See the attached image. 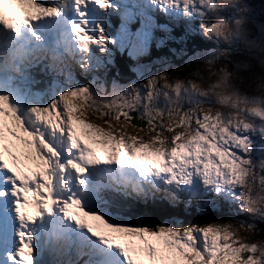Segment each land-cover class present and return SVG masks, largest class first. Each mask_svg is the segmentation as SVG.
Here are the masks:
<instances>
[{"label":"snow or ice","instance_id":"1","mask_svg":"<svg viewBox=\"0 0 264 264\" xmlns=\"http://www.w3.org/2000/svg\"><path fill=\"white\" fill-rule=\"evenodd\" d=\"M146 9L184 17L180 0H0V264H264L232 230L264 233V122L193 114L210 102L166 89L167 68L108 80L111 18ZM200 11L189 18L214 26ZM223 48L189 65L222 71ZM173 105L184 116L169 126ZM245 161L256 215L237 186ZM158 202L212 222H156L145 209Z\"/></svg>","mask_w":264,"mask_h":264},{"label":"clouds","instance_id":"2","mask_svg":"<svg viewBox=\"0 0 264 264\" xmlns=\"http://www.w3.org/2000/svg\"><path fill=\"white\" fill-rule=\"evenodd\" d=\"M180 3L185 19L189 18V9L195 6L201 10L200 19L205 18V13L210 15L214 26H201L200 30L204 39L224 46L220 51L223 59L218 66L222 71L205 62L191 68H177L176 73H187L183 79L173 75L167 79L162 77L160 82L169 91L184 90L210 102L197 104L193 114H210L221 121L230 120L234 128L248 130L252 129V119L264 122V21L249 14L245 0H180ZM226 61H233L236 69H231ZM191 72L203 73V78L189 75ZM183 116L180 107L173 105L166 119L169 126H174ZM244 150L247 153V146ZM252 179V166L245 161L237 186L241 189L243 211L256 215L260 205L252 200ZM232 230L241 243L254 244L259 255L264 257V233L245 231L238 226Z\"/></svg>","mask_w":264,"mask_h":264},{"label":"trees","instance_id":"3","mask_svg":"<svg viewBox=\"0 0 264 264\" xmlns=\"http://www.w3.org/2000/svg\"><path fill=\"white\" fill-rule=\"evenodd\" d=\"M158 22L163 23L166 21L159 19ZM166 23L170 26V28L167 29L168 38L164 45L160 47L159 54L164 55V58L167 59L166 68H168L169 72H173V68L192 67L193 65H189L191 62L187 61L198 51L203 50L204 52H208L219 47V44L216 41H207L199 36L189 38L188 32L192 31L193 27L186 30L185 28H181L179 26H173L168 22ZM156 34L160 37L163 35L161 32H157ZM130 64H132V61L128 56L127 58L120 57L117 60L114 59L107 73L108 80L111 81L114 79L116 82L125 84L131 81L133 75L128 68ZM180 74L181 76L187 75V73L183 72ZM175 208L176 209L168 211L170 209L169 207L166 210L163 209L161 203H157L155 206L148 205L145 211L149 212L153 216V219L159 223H163L165 219L173 216L179 217L184 221V224L181 226L198 222H203L205 224L213 219L206 217V219L201 220L194 215V211L190 210L189 212L191 214H186L182 205H178Z\"/></svg>","mask_w":264,"mask_h":264},{"label":"rangeland","instance_id":"4","mask_svg":"<svg viewBox=\"0 0 264 264\" xmlns=\"http://www.w3.org/2000/svg\"><path fill=\"white\" fill-rule=\"evenodd\" d=\"M245 4L247 6V9L249 11V14L255 18V19H259L261 21H264V0H245ZM146 13H154L153 11H149V10H145ZM23 12L22 10L18 7V6H14L12 9L9 10V15H22ZM169 16H172L174 18H176V16L180 17L181 22L185 23L187 22L190 18L185 19L179 12L177 11H169L168 14ZM225 15H231L230 13H226ZM133 16H128L126 17L125 21L126 23L129 25L130 23H133ZM142 32H139L137 34H135L134 38H133V43L134 45H138L139 41L141 42V51L143 53H149V50L151 48V44H152V36L149 32V30L146 27H143ZM125 31V30H124ZM114 45V43H113ZM146 50V52H145ZM214 52H206L205 54H200L198 56V58H206L208 57L210 54H213ZM196 58V59H198ZM164 68H166V66H164V64H156V66L153 68H147L148 70L144 72V75L140 76V80H142L144 78V76L146 75H153V74H157L159 71L163 70ZM168 70V68H167ZM169 72V71H168ZM169 74L171 76L173 75H178L181 78H184L185 76H181L180 73H176V72H169ZM203 74V73H202ZM138 75V73H137ZM97 123H99V121H96Z\"/></svg>","mask_w":264,"mask_h":264},{"label":"bare ground","instance_id":"5","mask_svg":"<svg viewBox=\"0 0 264 264\" xmlns=\"http://www.w3.org/2000/svg\"><path fill=\"white\" fill-rule=\"evenodd\" d=\"M30 211V210H29Z\"/></svg>","mask_w":264,"mask_h":264}]
</instances>
